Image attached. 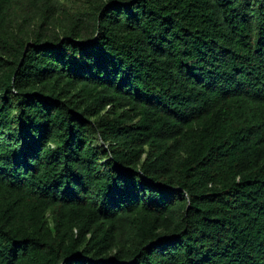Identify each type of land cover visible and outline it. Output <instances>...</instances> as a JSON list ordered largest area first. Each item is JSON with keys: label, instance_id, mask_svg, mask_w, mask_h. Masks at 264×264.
I'll use <instances>...</instances> for the list:
<instances>
[{"label": "trees", "instance_id": "16d2710c", "mask_svg": "<svg viewBox=\"0 0 264 264\" xmlns=\"http://www.w3.org/2000/svg\"><path fill=\"white\" fill-rule=\"evenodd\" d=\"M0 264H264V0H0Z\"/></svg>", "mask_w": 264, "mask_h": 264}]
</instances>
